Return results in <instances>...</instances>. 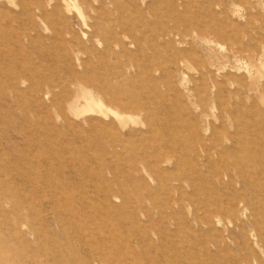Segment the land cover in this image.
I'll return each mask as SVG.
<instances>
[{
  "label": "rangeland",
  "instance_id": "obj_1",
  "mask_svg": "<svg viewBox=\"0 0 264 264\" xmlns=\"http://www.w3.org/2000/svg\"><path fill=\"white\" fill-rule=\"evenodd\" d=\"M0 264H264V0H0Z\"/></svg>",
  "mask_w": 264,
  "mask_h": 264
},
{
  "label": "bare ground",
  "instance_id": "obj_2",
  "mask_svg": "<svg viewBox=\"0 0 264 264\" xmlns=\"http://www.w3.org/2000/svg\"><path fill=\"white\" fill-rule=\"evenodd\" d=\"M254 64V63H253ZM252 64V66H254ZM258 66V65H257ZM88 89H90V88H88ZM87 88H85L82 84L81 85H79V87H78V93L77 94H79V96L78 97H81V98H83L84 99V104L82 105V104H80V102H78V101H76L77 99H75V101L76 102H72L73 104H69V106L70 105H73L72 106V108H70V109H72L73 110V113L74 114H76L77 116L78 115H81V114H83L85 111H93V112H95V113H105L104 112V110H105V105H104V102H105V99H107L108 101H110L111 103H116V104H121L120 106H121V108L122 107H128L127 106V104L124 106V104H125V102L123 101V100H119L118 98V96H117V94L114 92V93H112V94H110V93H107V94H109V96L105 93V92H103V94H104V100H102L101 98H99V97H97L98 95L97 94H94L93 93V90L91 91V90H88ZM110 90L111 89H109L108 90V88H107V92H110ZM102 92V91H101ZM118 98H117V97ZM77 97V98H78ZM100 97H102V96H100ZM81 98H79V99H81ZM104 101V102H103ZM107 104V103H106ZM109 106V105H108ZM119 109H120V107H118ZM108 109V108H107ZM111 109V108H110ZM109 109V110H110ZM108 111V110H107ZM111 111H113V110H111ZM115 112V113H114ZM89 113V112H88ZM113 113L116 115V117H118V119H119V121L120 122H124V120L126 119V116L124 115V114H122L121 112H119L118 110H116V111H113ZM130 116V115H129ZM131 118V117H130ZM130 118H128V119H130ZM132 120H133V118H132ZM131 121V120H130ZM122 126H124V125H122ZM113 131V130H112Z\"/></svg>",
  "mask_w": 264,
  "mask_h": 264
}]
</instances>
